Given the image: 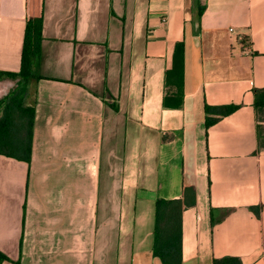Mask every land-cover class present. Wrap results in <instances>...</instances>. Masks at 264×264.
I'll return each mask as SVG.
<instances>
[{
    "label": "crops",
    "instance_id": "crops-1",
    "mask_svg": "<svg viewBox=\"0 0 264 264\" xmlns=\"http://www.w3.org/2000/svg\"><path fill=\"white\" fill-rule=\"evenodd\" d=\"M26 16L27 0H0V71L21 69ZM41 47L31 162L0 154L2 264H162L156 201L187 186L182 264H264V0H43ZM19 81L0 77V95ZM207 104L239 108L207 128Z\"/></svg>",
    "mask_w": 264,
    "mask_h": 264
},
{
    "label": "trees",
    "instance_id": "trees-1",
    "mask_svg": "<svg viewBox=\"0 0 264 264\" xmlns=\"http://www.w3.org/2000/svg\"><path fill=\"white\" fill-rule=\"evenodd\" d=\"M203 6H199L202 12ZM43 40V0H27L26 29L19 72L0 71V77L19 79L14 92L0 103V154L18 160L31 162L33 129L35 122L34 105H26L30 87L41 76L37 73L41 58ZM185 85V43L177 42L165 75L164 106L180 108L184 100ZM257 114L264 108V88H255ZM115 108H117L115 106ZM239 108L238 105H206V127L220 118L228 116ZM196 204V190L187 186L183 196L175 199L159 198L156 201L153 252L162 264H182L183 261V212ZM263 205L251 206L260 216ZM23 239L21 240V246ZM9 258L0 251V264ZM17 264H21L17 262ZM213 264H243L239 256L215 257Z\"/></svg>",
    "mask_w": 264,
    "mask_h": 264
},
{
    "label": "rangeland",
    "instance_id": "rangeland-1",
    "mask_svg": "<svg viewBox=\"0 0 264 264\" xmlns=\"http://www.w3.org/2000/svg\"><path fill=\"white\" fill-rule=\"evenodd\" d=\"M9 86V85H8ZM5 89V86L3 84L0 85V92H2ZM9 97V93L8 94H3L0 95V103L5 102ZM26 100H25V104H26ZM28 105V104H26ZM1 110V108H0ZM257 118H258V122H259V138H260V146L262 148H264V108L260 109L258 114H257Z\"/></svg>",
    "mask_w": 264,
    "mask_h": 264
},
{
    "label": "built area",
    "instance_id": "built-area-1",
    "mask_svg": "<svg viewBox=\"0 0 264 264\" xmlns=\"http://www.w3.org/2000/svg\"><path fill=\"white\" fill-rule=\"evenodd\" d=\"M166 18H163V20H165ZM231 31H234V28H231Z\"/></svg>",
    "mask_w": 264,
    "mask_h": 264
}]
</instances>
